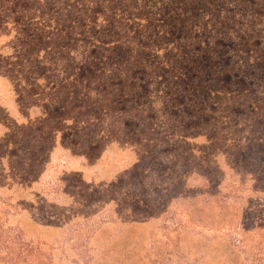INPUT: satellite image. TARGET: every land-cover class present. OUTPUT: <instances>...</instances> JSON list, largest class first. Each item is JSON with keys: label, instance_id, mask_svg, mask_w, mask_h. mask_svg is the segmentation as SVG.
I'll use <instances>...</instances> for the list:
<instances>
[{"label": "trees", "instance_id": "1", "mask_svg": "<svg viewBox=\"0 0 264 264\" xmlns=\"http://www.w3.org/2000/svg\"><path fill=\"white\" fill-rule=\"evenodd\" d=\"M0 14L4 43L17 59L11 64L29 82L42 76L55 83L64 95L54 97L64 99L69 120L108 137L137 129L155 145L150 171L142 177L134 169L124 171L125 192L137 189L134 194L142 199L143 188L150 196L179 197L188 171L199 176L189 191L208 190L223 169L232 176L228 186L237 202H249L257 208L255 215H264V0H0ZM24 27L47 41L46 47L57 49L65 40V58L56 49L34 57L36 48L24 39ZM54 97L42 98L53 103ZM31 138L20 149L25 160H39L41 136ZM190 138L207 147L189 151ZM185 143L189 148L183 152ZM56 187L53 194H61L63 186ZM65 188L74 184L67 182ZM180 198L192 202L187 193ZM91 224L88 219L65 231V251L70 246L81 264L100 262L94 244L106 222ZM175 226L186 225L179 221ZM23 236L0 226V264L54 261L44 242L29 244ZM142 237L128 242L133 244L128 260L141 254ZM172 243L171 237L163 246L153 240L144 259L159 256Z\"/></svg>", "mask_w": 264, "mask_h": 264}, {"label": "rangeland", "instance_id": "2", "mask_svg": "<svg viewBox=\"0 0 264 264\" xmlns=\"http://www.w3.org/2000/svg\"><path fill=\"white\" fill-rule=\"evenodd\" d=\"M1 16L0 226L4 232L21 231L29 244L40 239L46 245L44 250L52 254L51 264H81L70 246L65 251V231L83 226L88 219L92 224L106 222L94 244L99 264H264V215H255L256 207L249 202H237V193L228 186L232 176L229 178L227 170L221 169L208 190L190 191L198 174L188 171L179 197L172 194L162 199L157 193L150 196L143 188L139 189L144 193L142 199L135 196L137 189L125 192L124 171L134 169L141 177L150 171L149 158L155 145L137 129L108 137L100 129L69 120L64 99L54 97L64 95L58 93L55 83L42 76H32L29 82L24 72L18 71L21 68L11 64L17 59L10 57L13 47L4 43L5 20ZM61 28L65 31V24ZM32 30L24 27L22 33L36 48L31 51L34 57L56 49L31 36ZM53 40H49L50 46ZM56 51L65 58V40ZM46 94L54 97V104L44 101ZM30 135L41 136L43 147L36 156L39 160L35 156L25 160L24 148L20 149L32 139ZM84 139L89 141L83 143ZM207 144L190 138V148L185 143L181 150L202 149ZM67 182L74 184V189L67 190ZM57 184L63 186V191L55 195L62 196L53 194ZM184 193L191 195L192 202L189 199L184 204L180 198ZM208 193H212L210 203L205 204ZM155 200L160 203H153ZM110 209L114 215L108 212ZM65 215L70 217L65 219ZM240 220L248 227L246 232L240 229ZM179 221L186 226L176 227ZM140 234L141 254L128 260V248L133 246L128 242L136 241L134 236ZM168 237L173 243L167 251L149 257V261L144 259L153 240L163 246ZM57 239L63 249H59Z\"/></svg>", "mask_w": 264, "mask_h": 264}]
</instances>
